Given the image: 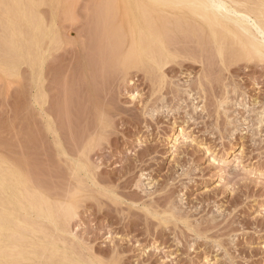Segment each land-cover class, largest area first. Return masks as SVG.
Here are the masks:
<instances>
[{
    "label": "rangeland",
    "instance_id": "obj_1",
    "mask_svg": "<svg viewBox=\"0 0 264 264\" xmlns=\"http://www.w3.org/2000/svg\"><path fill=\"white\" fill-rule=\"evenodd\" d=\"M187 7L0 0L4 264H264V54Z\"/></svg>",
    "mask_w": 264,
    "mask_h": 264
},
{
    "label": "bare ground",
    "instance_id": "obj_2",
    "mask_svg": "<svg viewBox=\"0 0 264 264\" xmlns=\"http://www.w3.org/2000/svg\"><path fill=\"white\" fill-rule=\"evenodd\" d=\"M232 1L233 0H179V1L177 0H148L149 3H154V4L165 3L167 5L173 4L174 2H178V3L182 2L185 5H187L188 6L187 8H189L190 10L198 9L200 11L199 14L202 15L201 18L204 19L209 26L211 27L221 26L223 31H230L231 27L234 28L233 30H235V32L237 33H240L242 37L244 38L248 37L249 45L252 47L253 50L255 49L257 50L258 53L264 54V22L261 19H259L257 16H253L252 15L253 11L249 9H242L239 7H235ZM220 55H222L221 50H220ZM174 145L176 146V144ZM3 183H4V180L0 178V184H3ZM16 206H18L17 210H13L12 213L0 214V243L4 242V239L6 237L5 234L10 232L9 239L15 240V242L13 241L14 245L16 244L15 247L22 248V243L25 240L26 233L27 231L32 230V225L29 223L28 218H26V216L24 217V216L17 215L16 212L25 211L26 214L33 212L38 217H42V218H45L51 221L55 220V213H54V209L50 205H48L42 197H37V196L19 198L18 201L16 202ZM12 252H13V248H11V246H8V247H5V245L0 246L1 259L2 258L6 259V257H11L14 260L15 257L12 254ZM18 253H21V252H18ZM0 264H4V262L0 261ZM63 264H69V262L64 261Z\"/></svg>",
    "mask_w": 264,
    "mask_h": 264
}]
</instances>
